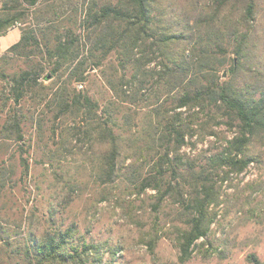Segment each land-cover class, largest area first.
Returning a JSON list of instances; mask_svg holds the SVG:
<instances>
[{
    "label": "trees",
    "instance_id": "1",
    "mask_svg": "<svg viewBox=\"0 0 264 264\" xmlns=\"http://www.w3.org/2000/svg\"><path fill=\"white\" fill-rule=\"evenodd\" d=\"M62 1L61 14H70L65 19H72L82 33L71 25L57 27L59 5L55 8L48 0H0V35L16 23L35 21L22 27L19 40L0 56L13 54L25 62L18 72L0 73L10 98L17 105L28 96L43 100L47 93L42 90L53 87L44 106L53 108L55 118L81 115L87 127L76 126L70 135L84 137L93 155H99L101 181L113 182L128 158L127 166L137 172L138 190L150 187L169 196L178 192L175 200L190 212L185 221L189 228L179 243L181 257L187 258L194 240L206 235L210 210L220 202L211 175L222 173L225 180L264 158V74L255 63L264 53V0H82L78 19L70 0ZM112 56L116 64L109 63L108 74L102 67ZM153 61L158 69H147ZM225 66L229 77L221 80ZM89 68L102 69L112 92L103 109L88 93L69 89L87 80ZM41 76L53 80V86L41 84ZM150 92L156 102L143 127L125 135L136 124L131 113H123L118 122L116 111L147 102ZM21 123L22 115L13 110L1 136L21 141ZM220 124L233 131L221 149L208 155L205 164L196 163L195 156L183 160L185 138L194 146L193 136L217 135L214 126ZM152 159L151 169L141 175L136 168ZM22 162L26 172V159ZM71 235L67 228L37 239V263L76 264L81 256L69 251ZM249 259L260 264L254 254Z\"/></svg>",
    "mask_w": 264,
    "mask_h": 264
},
{
    "label": "rangeland",
    "instance_id": "2",
    "mask_svg": "<svg viewBox=\"0 0 264 264\" xmlns=\"http://www.w3.org/2000/svg\"><path fill=\"white\" fill-rule=\"evenodd\" d=\"M62 2H47L55 8L59 5V17L55 16L54 24L60 29L71 25L76 33H82L72 19H65L70 14H61ZM70 2L78 12V19L82 0ZM45 3L42 2L41 7ZM32 22L35 21L29 18L25 24L16 23L8 30L15 28L12 33L0 37V56L14 43L17 33L21 34L22 27L34 24ZM40 25H45L43 20ZM257 56L255 63L259 67L256 70L264 74V53ZM111 62L116 64L113 56L102 67L108 74L112 72ZM24 67L20 56L0 57V73L12 74ZM149 68L158 69V66L153 61L148 64ZM101 70L89 68L87 80L72 83L69 89L88 93L103 109L112 92ZM130 71L126 70V75ZM220 75L221 80L229 77L226 66ZM63 79L64 76L57 83L61 84ZM38 81L53 86L49 78L41 76ZM8 89L0 75V129L7 116L17 110L22 115L23 139L2 137L0 131V168L4 173L0 187V264H38L34 256L37 239L67 228L72 230L69 251H77L81 256L76 264H254L249 259L250 254L264 264V158L261 164H250L225 180L221 179L222 173L211 175L214 190L220 191V202L209 208H212L209 215L212 220L206 235L194 240L190 245L191 253L182 258L179 243L189 228L185 221L190 212L175 200L178 192L169 196L160 195L150 187L138 190L137 172L127 166L128 158L113 182L101 181L99 155H93L84 137L82 140L70 135L76 126L87 127L81 115L65 114L55 118L53 108L44 106L53 87L42 90L47 93L45 99L28 96L20 105L14 104ZM154 102L150 92L147 102L136 107L123 106L116 111L118 122L123 113H131V123L137 125H132L125 135L143 127L144 117ZM99 114L106 116L103 110ZM214 129L217 135L193 136L194 146L185 138L187 143L180 148L183 160L195 156L199 157L196 163L205 164L206 157L221 149L225 140L233 135L224 124ZM145 156L148 159V155ZM22 159H26V172ZM152 163L153 159L141 162L136 169L146 175ZM167 175L171 177L168 172ZM183 189L189 188L184 186ZM188 191L185 199L189 197Z\"/></svg>",
    "mask_w": 264,
    "mask_h": 264
},
{
    "label": "crops",
    "instance_id": "3",
    "mask_svg": "<svg viewBox=\"0 0 264 264\" xmlns=\"http://www.w3.org/2000/svg\"><path fill=\"white\" fill-rule=\"evenodd\" d=\"M14 29H15V28H14ZM14 29L8 31L7 33L5 32L4 34H1L0 37H1V36H4V35H6V34H10V33H12V31H13ZM18 36H19V38H20V34H19V33H17L16 38H15L16 40L14 41V43H15L16 41L19 40ZM17 38H18V39H17ZM12 44H13V43H12ZM9 46H10V45H9ZM9 46H8V47H9ZM8 47H7V48H8ZM7 48H5L4 50H6ZM2 51H3V50H2Z\"/></svg>",
    "mask_w": 264,
    "mask_h": 264
}]
</instances>
